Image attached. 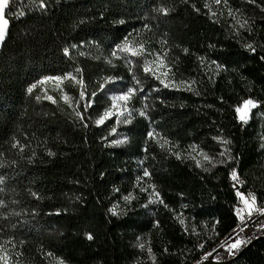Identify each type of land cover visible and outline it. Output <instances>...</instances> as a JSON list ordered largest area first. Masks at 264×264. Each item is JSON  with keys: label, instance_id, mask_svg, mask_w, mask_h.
<instances>
[{"label": "trees", "instance_id": "trees-1", "mask_svg": "<svg viewBox=\"0 0 264 264\" xmlns=\"http://www.w3.org/2000/svg\"><path fill=\"white\" fill-rule=\"evenodd\" d=\"M215 3L239 26L213 19ZM4 17L0 264H199L239 227L241 194L264 205V0H9ZM134 37L179 87L144 56L114 57ZM74 70L87 97L79 119L29 91ZM65 87L77 100L79 85ZM128 89L129 121L100 124L110 95ZM247 101L258 106L242 122ZM259 223L213 261L264 264Z\"/></svg>", "mask_w": 264, "mask_h": 264}, {"label": "rangeland", "instance_id": "rangeland-1", "mask_svg": "<svg viewBox=\"0 0 264 264\" xmlns=\"http://www.w3.org/2000/svg\"><path fill=\"white\" fill-rule=\"evenodd\" d=\"M213 19L216 21L220 20H229L232 22L234 28L239 26L240 18L239 15L230 9L228 6L215 3L210 8ZM7 32V26L5 29V34ZM0 41V45H1ZM131 56H144L145 69H148L152 76L158 79L162 84L168 87H179L173 78V75L166 64L163 56L159 54H153L143 51V49L138 45V40L134 37L126 40L121 46L118 47L114 52L115 58H123L125 60L130 59ZM80 73L77 70H74L73 74H70L64 78L56 77V78H48L40 81L34 87L31 88V91L37 94L40 98L48 100L50 102L58 103L61 107L67 108L68 112L73 118L79 119L81 117L79 102H87V97L82 89L83 82L80 81ZM73 85L74 87L79 85V97L77 100H74L70 96H68L66 92V85ZM133 90L128 89L126 91L117 92L110 95V101L112 102L111 107L108 111L105 112L103 118L99 121L100 124L105 123L108 120L115 119L119 122H128L132 111L129 107V102L133 97ZM127 95V99H119L121 96ZM49 97L51 99H49ZM252 105H246V102L239 108L241 111H237V115L240 121L247 122L250 118L252 111L258 106L257 103L251 101ZM244 116L241 119V116ZM142 185H139V191L144 195L147 204L145 206L156 205L160 198L157 192L153 187L149 186L146 181H143ZM130 200H126V202L130 203ZM244 199L249 201L251 204V209L244 203ZM239 205L243 208V213L239 215L240 224L239 227L234 231V233L228 237L226 240H222L217 245L212 247L207 253H205L199 264H204L207 261L217 260L220 255L224 256H233L237 254L248 242L251 238L250 229L258 224L260 230H264V205L258 203L256 197L252 194L240 195ZM249 212L251 214H249ZM237 240L241 241L237 248L230 250V245L235 243ZM143 245V247H141ZM140 247L145 250L148 256L151 258V255L148 251V247L145 242H141ZM2 261L5 264H18L16 261H13L10 257H3ZM215 262V261H214ZM53 264H63L62 262L55 261Z\"/></svg>", "mask_w": 264, "mask_h": 264}, {"label": "snow or ice", "instance_id": "snow-or-ice-1", "mask_svg": "<svg viewBox=\"0 0 264 264\" xmlns=\"http://www.w3.org/2000/svg\"><path fill=\"white\" fill-rule=\"evenodd\" d=\"M217 2H219V0H217ZM8 4H9V0H0V41H3L4 37H5V29H6L8 21L4 17V12H5V9L8 7ZM161 11H164L166 14V10L161 9ZM65 51H67V50H65ZM147 70L148 69H146V71ZM29 91H31V89H29ZM127 98H128L127 95L119 97V99H127ZM49 99H51V98L49 97ZM246 105H252L253 107L255 106L254 104H252L251 101H247ZM237 111H241V110L237 109ZM243 118H244V116L242 115L241 119H243ZM145 174L147 175V173H145ZM233 178L234 179L236 178L235 172L233 173ZM244 203L248 206L249 209H251L252 205L249 204V201L247 199H244ZM249 214H251V213L249 212ZM88 238L91 239L92 237L89 236ZM240 243H241V241L237 240L235 243L231 244L230 250L237 248ZM141 247H143V245H141Z\"/></svg>", "mask_w": 264, "mask_h": 264}, {"label": "water", "instance_id": "water-1", "mask_svg": "<svg viewBox=\"0 0 264 264\" xmlns=\"http://www.w3.org/2000/svg\"><path fill=\"white\" fill-rule=\"evenodd\" d=\"M260 239H264V237H262V238H260ZM256 241H258V240H255L254 242H256ZM253 242V243H254ZM242 254V253H241ZM241 256V255H240ZM234 261V259H231V260H229L228 262L229 263H232ZM225 262H214V261H207V262H205L204 264H224Z\"/></svg>", "mask_w": 264, "mask_h": 264}, {"label": "built area", "instance_id": "built-area-1", "mask_svg": "<svg viewBox=\"0 0 264 264\" xmlns=\"http://www.w3.org/2000/svg\"><path fill=\"white\" fill-rule=\"evenodd\" d=\"M243 208L240 206V205H238L237 206V208H236V212H237V214H238V216L241 214V213H243Z\"/></svg>", "mask_w": 264, "mask_h": 264}]
</instances>
